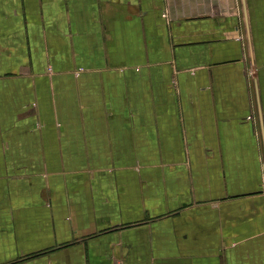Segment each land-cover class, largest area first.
Wrapping results in <instances>:
<instances>
[{"label":"crops","instance_id":"1","mask_svg":"<svg viewBox=\"0 0 264 264\" xmlns=\"http://www.w3.org/2000/svg\"><path fill=\"white\" fill-rule=\"evenodd\" d=\"M0 264H264V0H0Z\"/></svg>","mask_w":264,"mask_h":264}]
</instances>
